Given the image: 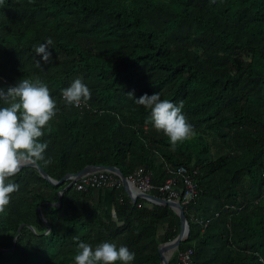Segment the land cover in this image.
<instances>
[{
	"label": "trees",
	"instance_id": "obj_1",
	"mask_svg": "<svg viewBox=\"0 0 264 264\" xmlns=\"http://www.w3.org/2000/svg\"><path fill=\"white\" fill-rule=\"evenodd\" d=\"M49 37L45 63L34 49ZM76 78L91 98L66 106L61 90ZM21 79L45 83L56 101L41 138L52 163L34 161L50 179L85 165L115 166L123 176L141 167L159 186L182 165L197 189L183 206L187 235L167 264H182L185 249L189 264H261L264 0H2L0 88ZM145 93L182 102L195 135L172 151L148 122L150 110L135 103ZM11 181L19 189L0 213V264H75L79 242L94 249L104 241L127 246L131 264H159L158 245L179 229L169 206L132 201L122 186L62 190L67 180L53 184L33 166ZM171 188L180 200L179 179Z\"/></svg>",
	"mask_w": 264,
	"mask_h": 264
},
{
	"label": "clouds",
	"instance_id": "obj_2",
	"mask_svg": "<svg viewBox=\"0 0 264 264\" xmlns=\"http://www.w3.org/2000/svg\"><path fill=\"white\" fill-rule=\"evenodd\" d=\"M2 2V0H0ZM54 41L51 37L45 43L36 46L34 51L45 63L51 58L49 46ZM40 59L36 66L40 67ZM62 102L66 106L80 107L91 98L89 87L76 78L70 86L63 88ZM130 98L133 95L129 93ZM135 103L150 110L148 122L157 130L163 132L170 142V149L175 151L178 144L195 135L193 126L188 123L183 114V103L174 104L170 100L161 99L159 93L141 95L134 98ZM0 101L5 105L0 107V213L10 203L11 194L18 191L19 185L11 178L20 172L22 166L33 161H43L46 165L52 163V158L45 159L44 152L48 143L41 142L45 135L43 131L56 115V101L50 95L48 86L40 81L21 79L7 90L0 88ZM6 181H8L6 183ZM78 239V238H77ZM135 253L127 246L117 247L115 243L101 242L93 247L85 242H79L75 264H131ZM264 264V257L261 258Z\"/></svg>",
	"mask_w": 264,
	"mask_h": 264
},
{
	"label": "built area",
	"instance_id": "obj_3",
	"mask_svg": "<svg viewBox=\"0 0 264 264\" xmlns=\"http://www.w3.org/2000/svg\"><path fill=\"white\" fill-rule=\"evenodd\" d=\"M169 172L172 173L173 176L167 178L164 183L159 186L151 184L149 173L144 171L141 167L136 168L131 174L124 177L129 186L130 193H150L151 189H156L161 193L166 192V196L164 198L168 200H178V192L172 189L171 186L179 179L182 184V191L180 200L178 201L182 207L187 206L196 194L195 181L182 165L177 166L174 170H169ZM66 182L74 186L76 190L81 191L86 190L88 187L111 189L122 186L119 176L116 173L105 169H96L94 171L82 173L76 178L68 176ZM128 197L130 198V196ZM145 200L154 203L151 200ZM190 254L191 249H185L184 251L178 253V259L182 264H189Z\"/></svg>",
	"mask_w": 264,
	"mask_h": 264
},
{
	"label": "water",
	"instance_id": "obj_4",
	"mask_svg": "<svg viewBox=\"0 0 264 264\" xmlns=\"http://www.w3.org/2000/svg\"><path fill=\"white\" fill-rule=\"evenodd\" d=\"M24 166L35 167L42 177L46 178L48 181H50L53 184H58V183L64 182L65 180H67L68 176H73L74 178H76L82 173L94 171L96 169H105V170L114 172L119 176L123 189L126 191L127 195L130 196V199L132 201H134L136 198H144V199L151 200L155 204H161V205L169 206V208H171L173 210V212L178 217L179 229H178L176 236L173 239L158 245L157 249H158L159 264H167V260H168V257L170 256L171 252L176 249L178 243L181 240L185 239V237L187 235L188 225H187L186 219L184 217L183 207L179 203L178 200H168V199H165L162 197L155 196V195L150 194V193H142V194L134 193V192L130 193L129 186L125 180V177L119 171V169L115 166L85 165L80 170H78L74 173H66L58 181H54V180L50 179L47 176V174L42 170V168L40 166H38L34 161L31 163H28ZM69 186H70V183H66V185L63 187L62 190L67 189ZM60 194H61V191L58 192L59 200H58L57 204L60 203ZM39 216L42 219V221L45 223V220L42 217L41 213H39ZM14 242H15V237L13 238V245H14Z\"/></svg>",
	"mask_w": 264,
	"mask_h": 264
},
{
	"label": "crops",
	"instance_id": "obj_5",
	"mask_svg": "<svg viewBox=\"0 0 264 264\" xmlns=\"http://www.w3.org/2000/svg\"><path fill=\"white\" fill-rule=\"evenodd\" d=\"M101 198H102V200L104 201V204H105V206H104L105 216L109 217L112 214L109 191H107V190L103 191L102 195H101Z\"/></svg>",
	"mask_w": 264,
	"mask_h": 264
},
{
	"label": "rangeland",
	"instance_id": "obj_6",
	"mask_svg": "<svg viewBox=\"0 0 264 264\" xmlns=\"http://www.w3.org/2000/svg\"><path fill=\"white\" fill-rule=\"evenodd\" d=\"M258 60L255 59V63H256V70L257 71H260V70H263L262 66L260 65V63L257 62Z\"/></svg>",
	"mask_w": 264,
	"mask_h": 264
},
{
	"label": "bare ground",
	"instance_id": "obj_7",
	"mask_svg": "<svg viewBox=\"0 0 264 264\" xmlns=\"http://www.w3.org/2000/svg\"><path fill=\"white\" fill-rule=\"evenodd\" d=\"M188 171V170H187ZM170 173V172H169ZM150 176V175H149ZM151 182V181H150ZM120 187V186H119ZM197 189V188H196Z\"/></svg>",
	"mask_w": 264,
	"mask_h": 264
}]
</instances>
